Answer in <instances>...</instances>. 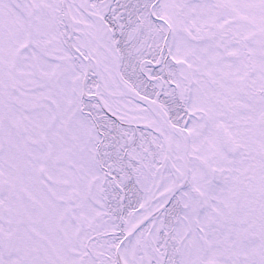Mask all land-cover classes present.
<instances>
[{"label": "snow or ice", "instance_id": "snow-or-ice-1", "mask_svg": "<svg viewBox=\"0 0 264 264\" xmlns=\"http://www.w3.org/2000/svg\"><path fill=\"white\" fill-rule=\"evenodd\" d=\"M0 264H264V0H0Z\"/></svg>", "mask_w": 264, "mask_h": 264}]
</instances>
